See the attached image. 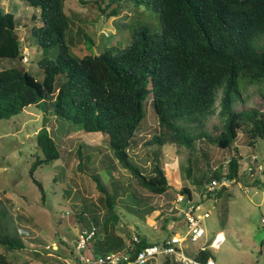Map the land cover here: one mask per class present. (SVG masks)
<instances>
[{"label":"trees","instance_id":"16d2710c","mask_svg":"<svg viewBox=\"0 0 264 264\" xmlns=\"http://www.w3.org/2000/svg\"><path fill=\"white\" fill-rule=\"evenodd\" d=\"M23 1L34 9L31 19L41 23L30 31L42 49L37 62L42 65L43 77L37 78L17 65L1 69L0 120L34 106L44 114L51 109L61 127L66 124L73 131L100 132L117 163L154 195H162L172 187L161 165V146H183L194 153L196 140H204L227 151L225 166H217L209 176L199 174L198 165L192 175L189 166L185 168L188 180L196 178L199 190L209 179L223 174L238 179L243 159L236 145L239 133L248 139L250 155H256L257 162L254 143L264 139V108L244 107L241 90L247 85H260L264 100V0H80L94 5L105 17L118 16L123 8H138L145 1L158 12L161 24L157 32L144 24L136 26L128 44L110 47L112 54L110 49L94 53L90 49L93 41L86 36L88 52L82 56L72 51L73 17L65 11V0ZM17 23L16 15L0 4V59L23 57ZM55 47L57 53L52 58L48 52ZM147 97L151 98L157 119V130L144 142L154 146L150 174L144 173L130 155V149L137 145L136 129L144 116ZM214 114L221 117L222 125L216 134H209L202 128L206 118ZM46 122L47 118L36 135L41 155L28 169L42 201L46 192L35 170L40 164H51L60 158ZM100 190L105 193L108 209L104 218H111L116 194ZM225 191L223 188L204 197L201 190L200 199L220 198ZM176 192L193 199L190 187L182 186ZM132 199L141 202L136 195ZM4 202L0 198V264H12L7 253L24 249L27 244L13 226V217ZM145 211L150 214L151 224L162 215L150 206ZM168 219H162L163 229ZM87 230L93 235L85 250L92 256L121 250L128 243L138 250L153 242L140 232L136 242L131 235L125 241L113 235L99 237L95 228ZM212 254L208 245L193 253L201 261Z\"/></svg>","mask_w":264,"mask_h":264},{"label":"rangeland","instance_id":"374dc122","mask_svg":"<svg viewBox=\"0 0 264 264\" xmlns=\"http://www.w3.org/2000/svg\"><path fill=\"white\" fill-rule=\"evenodd\" d=\"M0 4L6 11L14 13L19 21L16 31L23 54L21 60L1 58L0 70L17 65L42 78L43 68L37 62L42 49L35 43L30 31L32 26L41 24L39 20L31 19L34 9L23 0H0ZM64 8L73 17L71 34L75 46L72 51L78 56L88 52L84 42L86 36L92 39L90 49L97 54L112 46L124 47L133 29L140 24L147 25L154 32L161 30L158 12L145 1L138 8L131 5L123 8L115 17H105L94 5L83 4L80 0H65ZM112 50L110 54L114 53ZM56 53L57 47L48 52L52 58ZM259 86L251 84L242 88L244 107L264 108ZM241 106V103L237 104L238 108ZM49 110L44 114L38 108L29 106L8 119L0 120V198L6 201L13 226L27 244L24 249L7 253L12 264H65L74 255L78 234L89 228H95L99 237L113 235L125 241L130 235L137 236L140 232L153 242L171 233L184 231L182 220H172L170 214L176 191L182 186L190 187L193 199L203 208L210 209V216L204 224L206 242L219 232L225 236L213 249L212 258L216 264H264V223L261 222L264 217V180L259 187L253 185L245 171V157L250 153L245 135L239 133L236 139L243 159L240 161L238 182L228 188L229 195L225 191L215 202L211 197L201 200V189H196L194 181L196 178L188 180L187 166L191 175L198 165L199 174L209 176L217 166H225L228 159L225 149L214 147L204 140H196L194 153L183 146H161V165L172 187L162 195H154L140 187L129 171L117 163L102 133L73 131L66 124L61 127ZM46 118L60 158L51 164H40L35 170L34 174L46 192L42 201L40 192L28 176V169L36 156L41 155L36 135ZM221 125V117L214 114L206 118L202 130L216 134ZM156 130L157 119L151 98L147 97L144 116L136 129L137 145L130 149L133 161L146 174L151 172V150L154 146H146L144 142ZM255 141L256 163L264 166V139ZM240 185H247L249 192H243ZM101 188L109 195L116 194L111 218H104L108 209ZM134 195L141 202H133ZM138 205L142 212H139ZM148 206L162 212L154 224H151L150 214L145 211ZM164 217L169 218L165 229L161 227ZM203 241V237L196 242L186 240L185 251L191 254ZM83 253L85 257L91 255L86 250Z\"/></svg>","mask_w":264,"mask_h":264},{"label":"built area","instance_id":"2783aa9c","mask_svg":"<svg viewBox=\"0 0 264 264\" xmlns=\"http://www.w3.org/2000/svg\"><path fill=\"white\" fill-rule=\"evenodd\" d=\"M255 159L256 155L247 157L245 171L252 181L260 182L261 179L264 180V166L260 163L256 164ZM237 182V178H230L227 174H223L219 178L209 179L204 183L201 190L203 196L206 197L214 191L229 188ZM240 186L243 192H249L247 185ZM170 214L173 217L172 220H182L184 231L171 233L165 238L149 243L138 250H135L132 243H128L130 245L121 250L85 257L83 252L87 242L93 235V231H81L75 241L74 255L65 264H216L212 257L201 261L196 259L194 255L188 254L183 248L186 240L196 242L204 237L205 227L203 222L210 216V211L204 209L197 200L189 199L178 192L172 202ZM261 222L264 223V217L261 218ZM224 238L223 232H219L210 242H205L197 249H204L206 245L214 249ZM133 240L138 242L139 238L133 236Z\"/></svg>","mask_w":264,"mask_h":264},{"label":"crops","instance_id":"0c3cea01","mask_svg":"<svg viewBox=\"0 0 264 264\" xmlns=\"http://www.w3.org/2000/svg\"><path fill=\"white\" fill-rule=\"evenodd\" d=\"M250 154H251V153H249L248 156H249ZM248 156H247V157H248ZM247 157H245V160L247 159ZM262 180H263V179H261L260 182H261ZM256 182H257V181H256ZM258 182H259V181H258ZM257 186H258V185H257ZM226 191L228 192V188H226ZM228 193H229V192H228ZM206 199H208V198H206ZM212 199H213V198H212ZM217 200H219V198L213 199L214 202L217 201ZM204 209H206V208H204ZM207 210L210 211V209H207ZM206 219H207V218H206ZM203 224H205V220H204ZM205 236H206V230H205V235H204V237H203V238H204V241H203L202 244L199 245V247L202 246V245L204 244V242H206L207 238H206ZM184 247H185V245L183 246V248H184ZM184 249H185V248H184ZM195 250H196V249H195ZM195 250H194V251H195ZM212 250H213V249H212ZM194 251L191 253L192 255H193Z\"/></svg>","mask_w":264,"mask_h":264}]
</instances>
